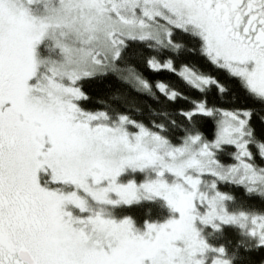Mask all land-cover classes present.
I'll use <instances>...</instances> for the list:
<instances>
[{"label": "snow or ice", "instance_id": "1", "mask_svg": "<svg viewBox=\"0 0 264 264\" xmlns=\"http://www.w3.org/2000/svg\"><path fill=\"white\" fill-rule=\"evenodd\" d=\"M0 264H264V0H0Z\"/></svg>", "mask_w": 264, "mask_h": 264}]
</instances>
